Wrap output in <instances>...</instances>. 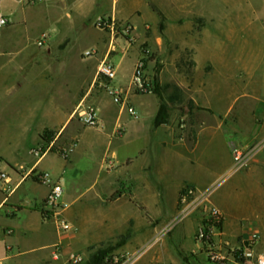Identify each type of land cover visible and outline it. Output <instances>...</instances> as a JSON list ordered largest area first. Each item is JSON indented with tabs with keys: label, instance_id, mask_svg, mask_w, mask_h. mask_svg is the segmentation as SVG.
<instances>
[{
	"label": "crops",
	"instance_id": "obj_1",
	"mask_svg": "<svg viewBox=\"0 0 264 264\" xmlns=\"http://www.w3.org/2000/svg\"><path fill=\"white\" fill-rule=\"evenodd\" d=\"M68 1L52 4L70 10L84 0H72V5ZM47 6L0 0V12L12 18L11 24L0 27V172L10 168L9 192L0 188V264H75L72 254L94 242L75 204L84 194L99 197L114 176L144 184L150 199L156 200L159 192L168 195L174 207L184 184L205 190L224 176L229 184L219 192L212 190L210 197L222 216L212 244L223 260L214 264H264V109L256 95L264 86V0H126L119 15L130 20L139 36L148 23L155 35L153 50L171 58L156 80L165 86L168 105L167 121L159 125L154 119L161 98L135 93L130 85L139 49L118 44L111 50L108 42L94 40L99 46L96 63L90 70L79 67L70 51L56 53L67 38L65 26L74 21L70 12L69 20L59 22V33H32L46 23ZM135 15L142 26L134 23ZM159 23L164 26L161 31ZM61 56L68 57L63 64L58 61ZM186 57L193 59L191 65ZM114 59L126 64V73L118 79ZM102 60L115 67L111 82L96 81L94 72ZM106 84L124 88L122 105L113 102ZM78 106L95 108L99 126L106 130L98 169L107 172L100 179L97 171L83 193L62 201L67 204L64 217L78 230L61 232L41 212L49 184L38 181L36 174L49 171L62 185L68 180L66 170L75 166L72 153L80 144L92 147L83 136L90 127L75 113ZM174 106L179 111L174 112ZM40 145L53 150L37 158L32 151ZM70 145L73 149L63 156L69 159L58 171L43 163L49 153L61 155L59 151ZM118 150L125 151L121 161ZM119 217L124 226L125 214ZM157 217L151 210L139 213L126 245L158 240ZM112 229L104 223L102 240L111 237ZM194 232L181 228L174 242L189 252L190 264H206V250L197 244ZM240 252L245 257H239Z\"/></svg>",
	"mask_w": 264,
	"mask_h": 264
},
{
	"label": "rangeland",
	"instance_id": "obj_2",
	"mask_svg": "<svg viewBox=\"0 0 264 264\" xmlns=\"http://www.w3.org/2000/svg\"><path fill=\"white\" fill-rule=\"evenodd\" d=\"M125 3L126 0H84L83 5L80 7L67 10L64 6H61V4L53 6L52 0H44L38 4L49 5V9H47L46 13V23L44 26H40L38 30H33L32 33L38 34L42 29L50 34L59 33V22L62 23L65 20H69L70 12L74 21L71 26H65V28H67L65 33L68 39L66 38V40L61 41L57 47L56 53L63 54L70 51V53H73L77 58V66L86 67L87 70H90L96 63L97 55L99 54V46H97L95 41L100 42L103 40L108 42L111 50L113 49V45L119 44L125 47L134 45L140 52L138 59L145 58L146 74H149L153 80H157L159 72L171 58L159 56V54L153 50V41H151V38L155 35L148 23L144 25L142 36H139L138 29H135V26L130 20L122 18L119 15ZM68 4L72 5V0L68 1ZM153 11L159 14V10L156 8H154ZM133 20L134 23L142 26L141 18L138 15L133 16ZM157 28L161 31L164 26L162 23H159ZM64 31L65 30H63V32ZM84 49H91L94 51V54L86 57L84 55ZM67 58V56H61L58 58V61L63 64ZM178 59L182 60V58ZM184 59L187 65L192 64V58L186 57ZM112 62L116 67L118 79L122 74L126 73V64L125 62L118 64L117 59L112 60ZM96 70L94 72L96 81L100 82L103 78L96 75ZM162 76L163 78L167 77L165 70H163ZM156 87L161 96L160 103L163 102L168 111L165 86L160 87L157 85ZM135 93L144 92L135 91ZM151 93L155 92L152 91ZM256 95L259 99L258 104L260 109H264V86L256 89ZM179 109V106H174V112L179 111ZM81 124L85 126L82 122ZM105 131L106 130L103 128L101 129L99 125L97 127L84 129V138H88L93 145L92 147H84L80 144L78 150H75L70 156V160L74 162L75 166L72 170H66L65 175L68 177V180H62L63 193L61 201H69L80 193H83L95 179L97 171H99L100 159L105 151ZM48 137L49 136H47V138ZM51 149L53 150V146L50 147V150ZM61 152H63V149L59 151L60 154ZM116 154V158L121 161L125 155V151L118 150ZM64 159L68 160L69 158H64L62 154L59 155L51 152L46 156L43 163L47 167H54V170L58 171ZM118 165L119 163H116L114 168L117 169ZM74 169L78 170L76 174L74 173ZM4 172L9 173L10 168H4ZM46 172L49 173V171ZM106 172L105 168L100 169V179L106 175ZM228 184V179L223 176L218 178L210 188H212L214 192H219ZM187 186L191 185L184 184L179 190L175 207L173 206V202L168 198V195L165 196V194L163 195L159 192L156 200L150 199L144 184L125 181L123 177L117 176L111 177L110 182L104 186V190L100 193L99 197L92 198L89 196V193L84 194L79 198V201L77 200L75 206L79 205L78 211L81 212L80 219L85 230L92 229L94 242L83 251L77 252V254L81 256V260L75 264H86L90 256L100 249L108 250L104 259L105 264H190L189 252L180 248L179 244L174 242V236L178 235L181 228H185L188 231H195L194 239L197 241L196 234L198 227L201 223H204L206 218L204 206L206 204L209 208L212 203L203 201L201 204L195 206L191 214L187 217L176 221L177 214L184 205L180 199V193ZM98 187H100V184L96 186V188ZM158 187L160 188V186ZM191 187L195 190V194L196 191H203L193 186ZM192 198H194V196ZM150 210L158 214L156 219V223L158 224V240H148L142 242V244L132 245L129 243L126 245L127 240L133 236L131 230L137 220V215L139 213L145 215ZM172 211H174L173 214ZM121 212L125 214L124 226H122V223H119V213ZM105 222L106 225L109 224L113 226L112 230L114 231L108 240H102L101 238V228ZM220 225L221 222L215 227L213 233L206 242L197 241V244H203L206 253L210 248H213V250L217 252L220 251L214 248L212 244L213 237L215 233L219 231ZM73 230L77 231L78 229L74 226ZM207 258H205L207 260L206 264H214L208 261L209 259Z\"/></svg>",
	"mask_w": 264,
	"mask_h": 264
},
{
	"label": "built area",
	"instance_id": "obj_3",
	"mask_svg": "<svg viewBox=\"0 0 264 264\" xmlns=\"http://www.w3.org/2000/svg\"><path fill=\"white\" fill-rule=\"evenodd\" d=\"M43 1L44 0H26V3L33 5L41 3ZM11 23L12 18L9 15L0 12V27L9 25ZM45 37L46 34H43L41 36L39 44H42ZM93 54L94 51H92L91 49H87L84 51V55L86 57L92 56ZM144 59L145 58L143 57L136 61L133 67L130 85L132 86L134 91L145 93L152 92L153 82L147 77ZM96 75L103 78V80L107 82H111L115 78V67L111 62L102 60L98 64ZM105 88L108 94L111 96L113 102L121 105L124 103V88H122L121 86H111L108 84L105 85ZM127 111L132 115H135V111L132 107L127 106ZM75 113L78 119L85 126L97 127L99 125L98 116L95 108L91 106H78L75 110ZM50 147L51 146L40 145L36 149H34L32 153L37 158H39L46 151L50 150ZM72 149L73 145H70L69 147L63 149V152H61L62 156H66ZM235 156L237 160L241 159L240 152L235 151ZM241 165L243 164H240L239 166ZM36 177L40 182L49 184V191L41 205V212L43 216L46 218H51L56 224L58 230L61 232L73 230V224H71L63 215V211L65 210L67 204L61 201V196L63 193L62 185L58 181L52 180L50 174L46 171L38 172L36 174ZM9 182L10 180L7 174L5 172H0V188L2 191L9 192ZM211 193L212 188L203 191H196V194L195 190L191 186H187L186 188H184L180 193V199L184 203V205L177 214L176 221L182 220L187 217L189 214H191L194 207L198 204H201L203 201H207L210 203ZM193 196L194 198H192ZM191 198L192 200L190 201ZM204 211L206 212L205 221L204 223H201V225H199L196 234L197 241L201 242H206V240L210 238L211 234L213 233V230L216 226L220 224L222 219L220 212L213 204H211L209 208L205 204ZM207 257L212 263H220V261L223 260V257L220 255V253L213 250V248H210L208 250ZM239 257H245V254L243 252H240ZM71 259L75 263H77L81 260V256L79 254H72ZM258 263L262 262L259 260Z\"/></svg>",
	"mask_w": 264,
	"mask_h": 264
},
{
	"label": "trees",
	"instance_id": "obj_4",
	"mask_svg": "<svg viewBox=\"0 0 264 264\" xmlns=\"http://www.w3.org/2000/svg\"><path fill=\"white\" fill-rule=\"evenodd\" d=\"M152 82H153L152 91L157 93L158 96L161 98L159 90L156 87L157 86L156 80H153ZM166 121H167V108H166V105L163 102H161L159 105L158 111L156 113L155 119H154V124L159 125L161 123H165ZM43 137L48 139L46 134ZM107 252L108 250H105V249L97 250L95 253H93L90 256L86 264H105L104 259H105Z\"/></svg>",
	"mask_w": 264,
	"mask_h": 264
}]
</instances>
